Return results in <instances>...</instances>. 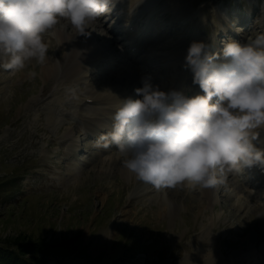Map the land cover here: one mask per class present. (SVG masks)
Here are the masks:
<instances>
[{"label": "rangeland", "instance_id": "374dc122", "mask_svg": "<svg viewBox=\"0 0 264 264\" xmlns=\"http://www.w3.org/2000/svg\"><path fill=\"white\" fill-rule=\"evenodd\" d=\"M177 1L188 6V16L178 18L171 8L164 9L168 0H153V10L135 18L138 25L150 21L154 26V37L160 42L156 55H165L181 40L189 41V46L193 41L204 42L210 49L218 47L217 53L222 54L221 43L234 40L243 44L264 33V0ZM132 3L139 5L138 11L144 7L142 0L124 4ZM124 10L120 7L118 17L127 18ZM57 29L74 32L64 21L44 35L48 45L44 64L32 60L16 71L0 66V245L17 236L51 242L63 250L50 254L48 264L66 260L196 264L198 256L210 254L217 257L212 264H258L262 260L258 250L264 252V241L257 240L264 229L261 190L256 195L242 187L238 194L231 186L230 172L225 170L218 172L221 182L208 197L199 185L187 182L159 190L149 185L151 189L136 193L147 184L126 172V157L114 145L96 147L101 135L84 134L80 117L82 113L96 115L100 109L99 104L82 101L89 89L102 88L105 82L108 87H127L126 80L118 82L116 77L125 73L122 65L116 71L107 68L113 54L101 51L108 60H98L85 79L78 84L60 83L61 68L55 69L56 77L44 71L59 62ZM217 30V41L211 43ZM100 31L106 30L99 28L94 33L89 29L96 42L104 44ZM107 36L111 45L114 35ZM163 59L156 63L163 64ZM110 65L116 66V62ZM76 94L85 96L74 103ZM50 107L54 123L46 120ZM69 130L79 140L76 148H70L71 136L65 135ZM259 187L264 188V184Z\"/></svg>", "mask_w": 264, "mask_h": 264}, {"label": "clouds", "instance_id": "9594fccd", "mask_svg": "<svg viewBox=\"0 0 264 264\" xmlns=\"http://www.w3.org/2000/svg\"><path fill=\"white\" fill-rule=\"evenodd\" d=\"M116 3L0 0V66L16 71L32 60L44 64V35L61 20L88 35ZM185 66L203 95L164 92L143 78L135 89L140 98L120 100L111 131L99 137L96 147L115 145L126 157L123 166L157 190L186 182L209 189L221 182L218 172L264 167V151L253 143L256 130L264 128V33L243 44L225 42L222 54L193 41Z\"/></svg>", "mask_w": 264, "mask_h": 264}, {"label": "bare ground", "instance_id": "6f19581e", "mask_svg": "<svg viewBox=\"0 0 264 264\" xmlns=\"http://www.w3.org/2000/svg\"><path fill=\"white\" fill-rule=\"evenodd\" d=\"M117 1L121 2L122 0H117ZM152 1L153 0H143L145 9L141 13H143L144 11L149 12L153 10L155 2H152ZM168 2H169V6L164 7V9L171 8V10L175 11V15H177L178 18L182 16H188L189 8L187 5H180L177 0H168ZM132 4L129 5V8L127 11H131L132 6H133ZM133 17L130 16V19H129L130 22L132 21ZM55 33H56V39L61 46L60 47L61 55L59 59L60 61H63L64 63V73H66L67 75H71L73 80L78 81L77 79L83 78L84 74L92 70L94 64L98 60L101 59V55L99 54V51L103 50V47L95 42V38H94L95 36L93 37L91 34L80 35L75 28H74V32H66L63 29H57ZM140 40L144 44H147V45L151 44V50L147 54L152 55L156 53L155 52L156 50L154 49L158 45L157 40L155 41L153 39L150 40V39H144V38H141ZM140 40L137 39V42H139ZM188 48H189V45L184 42L182 46L170 52L167 65L171 68L172 75L169 77L167 86H162L161 91L182 92L185 96L187 92H190L192 95L196 93L199 85L193 84V73L190 74L189 69L185 66V57L187 55ZM179 58H181V60H179ZM116 66H117V62H116ZM55 68H56L55 64L54 65L51 64L44 71L48 75V74L55 72ZM123 75L125 74L120 73L119 75L116 76L118 78V82L120 81L119 78ZM122 78L123 80H126L129 86L130 81L127 80L124 76ZM102 84L105 86V84H108V83L105 82V84L104 83ZM88 93H90L88 97L94 99V101H102L103 104L105 105L100 111V115L102 116V118H93L87 115H81L85 124H87L90 127L88 128V130H90L91 134H95L98 132V130L104 129V128L107 131H111V127L113 124L112 117L115 113V110L113 109L114 108L117 109L120 106V100H124L129 97L134 100L139 99V97L136 96V93H133L131 92V90L122 88L120 86L114 87V88L107 86V88L103 87L97 90L92 89V90H89ZM198 94L203 95V93H200V92H198L197 95ZM53 110L54 109L51 110V107H50V110L48 112L45 111L47 112L46 120L49 121L50 123H54L55 121V118H54L55 113ZM78 128L79 127H77V129ZM70 130L67 133H65V135H67L68 137L71 136L70 141H69V144L71 145L70 148L77 147L79 145L78 144L79 140L75 139L72 131ZM256 131L259 132V136L256 141H253V143L257 149L264 151V128L257 129ZM127 171L128 170L126 169V172ZM214 188L215 187L209 188V189L201 188V191L203 192V195L208 197L213 193L212 191ZM147 189H151L149 184H147V187L140 189V191L138 190L136 193L144 192ZM164 199H165V196H163V200ZM260 233H262L260 234V237L264 236V229H262ZM215 258L217 257L214 254H210L207 257H205V255L198 256L196 259V264H210V263L212 264L216 262ZM184 264H192V263H188L187 261H185Z\"/></svg>", "mask_w": 264, "mask_h": 264}, {"label": "trees", "instance_id": "16d2710c", "mask_svg": "<svg viewBox=\"0 0 264 264\" xmlns=\"http://www.w3.org/2000/svg\"><path fill=\"white\" fill-rule=\"evenodd\" d=\"M51 242L28 241L17 236L9 244L0 245V264H48L50 254L63 250ZM78 261V260H77ZM75 260L60 261L58 264H83Z\"/></svg>", "mask_w": 264, "mask_h": 264}]
</instances>
